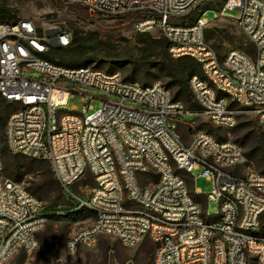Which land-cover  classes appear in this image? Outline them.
Instances as JSON below:
<instances>
[{
  "label": "built area",
  "instance_id": "2783aa9c",
  "mask_svg": "<svg viewBox=\"0 0 264 264\" xmlns=\"http://www.w3.org/2000/svg\"><path fill=\"white\" fill-rule=\"evenodd\" d=\"M59 1L113 17L147 14L133 24L135 30H161L170 55L191 58L201 70L190 78L199 109L189 111L160 82L143 86L120 73L46 59L51 47L70 45L67 31H56L50 41L31 20L0 23V95L19 106L5 124L7 147L48 162L76 210L93 213L89 226L69 234L68 252L113 236L128 248L149 239L153 264H264V174L251 168L230 136L218 140L195 131L194 120L184 121L203 115L231 129L247 114L264 134V0ZM210 9L212 20L205 17ZM227 12L237 13L229 18L252 51L232 49L221 57L208 41V27ZM77 95L86 106L69 111ZM95 99L103 104L90 114ZM181 124L189 129V142L179 132ZM195 170L212 183L211 193L195 187ZM88 176L95 186L84 199L71 187ZM212 201L219 206L216 214L207 210ZM47 220L43 202L6 175L0 157V264L20 250L37 249Z\"/></svg>",
  "mask_w": 264,
  "mask_h": 264
},
{
  "label": "rangeland",
  "instance_id": "374dc122",
  "mask_svg": "<svg viewBox=\"0 0 264 264\" xmlns=\"http://www.w3.org/2000/svg\"><path fill=\"white\" fill-rule=\"evenodd\" d=\"M67 7L59 0H0V23L31 20L34 22L38 34L47 36L50 41L55 38V32L58 30L69 32L71 39L74 34H77L79 46L76 53H61L66 63L74 66H88L105 72L120 73L124 80L134 81L143 86L160 82L171 91L173 99L175 98L179 87L175 84V80L168 76V72L163 69L164 62L173 57L166 48L167 41L161 30L139 33L135 30L133 23L120 18L105 17L102 14L93 13L91 18L82 19ZM214 15L213 9L205 13V17L209 20H212ZM224 15L227 18L218 19L206 31L210 44L221 57L232 49L252 51V46L247 43V39L238 25L232 18H229L235 17L237 13L227 12ZM67 48H70V45ZM54 49H59V47H51L50 50ZM87 61L89 64L83 65ZM191 70L192 68H189L188 73ZM197 73L200 72L197 71ZM180 101L189 111L199 109V105L193 99L187 101L181 98ZM102 104L100 100H93L91 103L93 109H90L89 113L100 109ZM14 106V109L19 108L18 105L14 104ZM85 106L86 103L82 101L81 96L77 95L69 101L67 109L71 111L77 107L81 112ZM193 120L195 131L204 130L221 140L230 136L243 146L245 151L251 149L254 144L249 134L251 132L262 134V128L257 119L247 114L241 115L236 126L231 129L217 126L203 115L196 117L188 115L184 118V121L187 122ZM179 132L186 142L190 141L191 137L186 125L181 124ZM243 142L246 144L243 145ZM7 151L12 153L9 149ZM251 168L262 173V169L257 166L255 161ZM45 171L46 165H41L37 170L22 169L21 173H27L21 180L14 179L18 175L14 170L7 173V176L12 180L23 182L28 190L42 182ZM194 174L197 176L195 187L200 189L203 194L211 193L213 185L205 177L199 176L201 170H195ZM183 175L193 192L194 182L191 176L185 172ZM94 186V180L88 176L71 189L78 192L81 198L87 199ZM44 197L42 202L45 206L56 200L63 201L66 207L76 206L75 202L61 196L55 187H51L50 193ZM200 201L205 206L204 196ZM207 210L210 214H216L219 211V206L212 201L209 202ZM91 223L92 216L89 215L76 222L49 219L38 233V248L32 252L20 250L4 264H153L155 245L149 239H145L136 247L128 248L116 237L101 236L93 247L82 248L77 253L68 252L66 242L69 234L87 227Z\"/></svg>",
  "mask_w": 264,
  "mask_h": 264
},
{
  "label": "trees",
  "instance_id": "16d2710c",
  "mask_svg": "<svg viewBox=\"0 0 264 264\" xmlns=\"http://www.w3.org/2000/svg\"><path fill=\"white\" fill-rule=\"evenodd\" d=\"M67 8L70 11L74 12L78 17L82 19H89L91 18L93 14L91 10H89L87 7L82 6V5H71V6H68ZM200 12H201V9L196 10L189 17L187 21L188 22L194 21L195 17ZM146 15L147 14H144V13H129L123 16H118L116 18H120L122 20H125L126 22L134 24L137 20H139L142 17H145ZM104 16L113 17V16H107V15H104ZM78 46H79V43L77 41V34H74L73 38L71 39L70 48L66 47V49L59 48V49L50 50L47 54H45V58L48 59L49 61L58 63L63 66L75 67L73 64L66 63L61 53L75 52L77 51ZM166 48L168 50V44L166 45ZM88 64L89 62L87 61L83 65H88ZM189 68H192V70L191 72L188 73ZM163 69L168 72V76L174 79L175 84L179 87V90L174 99L177 101H180L181 98H184L187 101L192 100L193 95H192V91L190 88V78L193 75H201V70L197 62L188 57L169 58L167 61L164 62ZM197 71H199L200 73H197ZM108 73H113V72H108ZM134 83H137V82H134ZM14 108L15 106L13 103H10L8 100H6L3 96L0 95V157L3 162L6 175L11 170H14L18 174L17 177H15L14 179L21 180L22 177L27 173V172L21 173L22 169L28 168L31 170L32 169L37 170L39 169L41 165H46V171L44 174L45 177L43 178L42 182L38 186L31 187L28 190L30 191V193H32L34 196H36L41 201L45 199L44 195H48L50 193L51 187H55L57 190H59V192L61 193V196L62 195L65 196L59 183L54 178L51 166L48 162L36 160V159H30V158L24 157L23 155L9 153L7 151L8 147H7L6 139H5V124L7 122L9 115L14 110H16ZM249 137L253 139L254 144L251 149L247 151L244 150L245 154L252 162L255 161L257 163V166L262 169L261 172L264 174V134H263V131L261 135L256 132H251L249 134ZM218 140H221V139H218ZM242 144L245 145L246 143L243 142ZM193 196L199 201L201 200V197H203V196H196L194 194ZM44 214L46 215L48 220L49 219L57 220V221L71 220L73 222H76L88 215L93 216L92 211L88 209L76 210V206L66 207L64 206L63 201H60V200L50 202L46 206L44 205Z\"/></svg>",
  "mask_w": 264,
  "mask_h": 264
}]
</instances>
